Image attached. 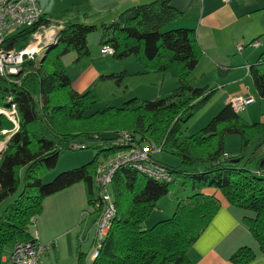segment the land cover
<instances>
[{"label": "trees", "instance_id": "16d2710c", "mask_svg": "<svg viewBox=\"0 0 264 264\" xmlns=\"http://www.w3.org/2000/svg\"><path fill=\"white\" fill-rule=\"evenodd\" d=\"M171 3L154 0L121 11L112 23L100 27L99 41L113 50L111 56L117 60L133 57L144 73H169L176 87L166 97L152 101L132 98L121 107L107 106L85 116L97 102V94L93 88L76 92L61 58L70 53L75 61L88 57L87 38L97 27L71 20L63 21L54 45L46 47L41 58L24 60L16 75H0V110L9 111L13 105L16 122L14 125L0 114V141L8 137L0 152V204L18 193L0 214V264L8 246L11 249L32 238L29 229L41 215L47 197L82 183L92 205L99 155L105 159L130 143L144 142L178 157L175 167L156 161L166 167L172 181L156 182L126 168L116 171L110 188L115 216L109 230L97 256L86 262V255L77 251L76 264H192L189 251L221 199L252 213L244 222L264 256V124L244 121L226 104L201 130L184 135L186 121L210 101L215 89L190 86L189 77L203 52L194 29L176 27L181 13ZM51 25L57 26L58 20L42 15L35 26L11 35L4 49L22 50L34 32ZM249 73L258 98H264V53ZM127 75L122 71L99 80L118 84ZM123 132L129 135L127 143L121 140ZM231 135L240 138L237 155L226 153L223 147L224 138ZM90 143L101 148L90 162L42 183L63 149H75L73 145L79 144L85 148L78 150H83ZM262 149V154L251 158ZM253 160L257 173L247 167ZM174 185L192 193L179 200L170 218L143 228L156 202ZM208 189L218 192L221 199L207 193ZM256 255L253 249L241 247L229 261L248 264Z\"/></svg>", "mask_w": 264, "mask_h": 264}, {"label": "crops", "instance_id": "0c3cea01", "mask_svg": "<svg viewBox=\"0 0 264 264\" xmlns=\"http://www.w3.org/2000/svg\"><path fill=\"white\" fill-rule=\"evenodd\" d=\"M152 1L154 0H70L67 2L58 0L57 6L39 5L43 17L58 20V25L55 26L58 30L63 21L71 20L95 25L97 27L96 32L100 34V27L112 23L121 11L134 5ZM171 4L181 13L180 19L176 22V27L194 29L198 45L203 52L189 77L194 80L193 84H197V87H211L213 85V88H223L220 96L223 106L227 104L228 97H252L254 102L248 105H252L251 109L243 111L242 113L245 114L240 117L248 123L259 122L264 124V98L255 99L254 96L257 93L249 73V68L256 65L260 55L264 53V0H172ZM253 40L259 42L257 48L246 47L237 51L236 45L238 43L248 44ZM69 55L72 57L70 62L72 68L69 69L71 65L69 67L66 65V67L63 66V69L76 92L83 93L90 88L96 90L97 86L100 85L98 83L101 85L105 83L106 86L110 87V90L114 89L113 84H107L112 83L111 80H98L100 76L116 74L117 69L115 67L120 66L110 64L108 67L106 64L101 69H97L92 63L91 57L88 56L75 61L74 54L70 53ZM86 59L91 63L80 64ZM127 61V65L121 66L124 68L122 71L128 74L127 77L132 74L148 75L144 73L143 68L136 71L130 70V66L135 67V65L131 60ZM76 67H78L77 71L74 69ZM119 70L121 71V69ZM146 77L142 79H148V82L154 85L159 83L160 88L171 84L169 93L176 87V80L173 77L168 81H166L164 74H162V78L159 75ZM152 96H154L151 97L153 99L149 101L161 98V91L158 92L157 97L155 94ZM227 137L224 138L223 147L225 152L230 154L231 151L226 148ZM153 158L155 159L154 155ZM206 192L213 193L221 199L220 194L213 189H208ZM50 197H54V195ZM60 206L54 201L44 204L41 215L35 218V224L29 231L32 235L36 234L41 243H54L46 254L48 255L52 249L55 264H76L75 251H70L66 259L58 256V253L63 239H66L68 246L73 244L72 237L77 236L78 225L82 218L78 221V209L69 215L65 214ZM251 216V212L232 207L221 199L219 209L189 251L192 264H232L229 261L230 256L241 247H249L257 253L256 257L248 264H264V256L258 252V245L244 222L246 217ZM94 221L95 219L93 222L91 221V217L85 218L84 233L86 235L82 246L85 245L87 248L86 253L83 254L88 260L95 237ZM4 260L5 257L2 258V262Z\"/></svg>", "mask_w": 264, "mask_h": 264}, {"label": "rangeland", "instance_id": "374dc122", "mask_svg": "<svg viewBox=\"0 0 264 264\" xmlns=\"http://www.w3.org/2000/svg\"><path fill=\"white\" fill-rule=\"evenodd\" d=\"M64 1L67 2L70 0H64ZM37 3L38 5L39 4H42V5L50 4L51 5L50 7H52L54 5L55 6L58 5V0H37ZM99 39H100V34L97 33L96 31L90 33L87 38L88 48L90 52L89 57H91L92 59L91 61L95 65V68L101 69L106 64L108 65V67L110 64H113V65L115 64V65L120 66V67H115V69H117L116 72L119 74L120 72H122V69H124L121 66L128 64L127 60H131V62H133V64L135 65V67L130 66V70L136 71L137 69L143 68L137 61H135V59H133V57H131L130 59L117 60L113 58L112 56H103L102 54H100V51H99L100 50ZM44 54L45 52H43L40 56H38L37 59L41 58ZM61 61H62L61 63L63 66L66 67V65H68L69 67L71 65L69 69L72 68V64L70 63L72 61V57L69 54L64 55L61 58ZM88 63H91V62L88 59H86V61L83 60L80 64H88ZM77 68L78 67L74 69L77 71ZM119 69H121V71ZM70 75L72 76V74ZM157 75H159V77L162 78V74L160 75L157 73H149L148 75H144V76L136 75V74H132L129 77L126 76L118 84L114 80H111L112 83H107V84H113L114 86L113 90H110V87L106 86L105 83H103V85H101V83H98V85L99 84L100 85L97 86L96 90L94 88L97 94V102L94 105L90 106L85 111L84 113L85 116L91 115L95 112H100L109 105H112L114 107H121L124 101L132 99L133 97H136L139 100L149 101L150 99H153L151 98V97H154L152 95L155 94L156 95L155 97H157L159 91H161V98L165 97L166 95H169L171 93V92L169 93L171 89L170 88L171 84L164 85L162 88H160L159 83L154 85V84H150L148 82V79H142V78H147L146 76H157ZM164 75H166V81L172 78V76L169 73H166ZM189 79H190V86L197 87L196 86L197 84H193L194 80L192 79V77ZM98 81H101V80H98ZM211 88H213V85L211 86ZM213 89H215V92L212 98L210 99V101L206 105H204V107H202L200 110H198L192 117H190L184 124V127H183L184 135H192L198 132L199 130H201L223 107V104H221L222 99H220L223 88L214 87ZM254 97L255 99L258 98L257 95H255ZM161 98H158V99H161ZM251 107L252 105L246 107L244 110L240 111L238 115L239 116L244 115L245 113H242V112L245 110L249 111ZM6 111L8 112V110ZM2 133L4 134L6 133V131L5 132L3 131ZM81 140L82 138L76 139V141L78 142H81ZM226 140H227L226 148L231 151L230 154L237 155L240 150V138L236 135H231V136H228ZM149 143L154 145V148L159 149L157 153L153 154L155 159L158 162L164 165L172 166V167L179 165L178 157L171 155L167 152H163V151L160 152L159 146L151 142ZM4 147H5V142L0 141V151H2ZM100 149L101 148L96 147V143H90L88 145V148L83 149V150L63 149L57 158L55 167L49 172H47L42 177V183H49L59 173L76 169L90 162L99 153ZM262 153H263V149L257 154L251 156V158H256L258 155ZM99 159L100 160L103 159L101 155H99ZM244 162L245 161H243V163ZM255 163H256L255 160L250 161L247 166L249 171L252 173H257L256 171H254ZM262 177L264 178V175H262ZM22 185H23V180H21L20 187H22ZM110 188H111V185L109 187V191L111 192ZM94 190H95V186H94ZM191 193H192L191 191L182 189L178 185L172 186L170 191L166 195L162 196L156 202L155 209L151 212L149 217L143 223V228H149L160 220L170 218L173 215L179 200H181L182 198H185L187 195ZM17 194L8 198L6 201L0 204V214L6 209V207H8L14 201ZM56 194H54V197H49V199H45L43 206L44 204H47V202H52V201L57 202L58 204L61 205L60 208L63 210V212L69 215H71L78 209V215H77L78 221L79 219L81 220V218H83V220L84 218H86V215L84 213L86 212L92 213L94 210L93 206L87 202L84 185L82 183H77L73 185L72 187L66 189L65 192L62 191V193L58 195ZM89 217H91V221L93 222V219H95L94 214L93 213L90 214L88 218ZM34 224L35 223L33 222V225ZM85 225H86L85 220L83 222H80V224L78 225V231L76 234L78 237L77 236L72 237L73 244L70 245L71 250H70V246H68L65 241L66 239L62 240L61 247L59 248L58 256L60 257L62 256L63 259H66V257L72 250L75 251L74 252L75 257H76L77 251L86 253V250H87L86 246L85 245L82 246L83 239L86 235V233H84ZM31 227H30V230L32 229ZM57 230L60 231L62 229H57ZM48 243H51V242H48ZM44 244H47V243H44ZM9 250H10V247L8 246L6 254L4 255L5 260L1 264H10L7 259V252ZM85 261L87 262L88 258H85ZM41 263L42 264H55L54 253L52 252V249L48 255L44 254L42 256Z\"/></svg>", "mask_w": 264, "mask_h": 264}, {"label": "built area", "instance_id": "2783aa9c", "mask_svg": "<svg viewBox=\"0 0 264 264\" xmlns=\"http://www.w3.org/2000/svg\"><path fill=\"white\" fill-rule=\"evenodd\" d=\"M226 1V0H224ZM43 15L41 7L37 0H0V75H16L24 60H36L44 49L56 41L58 28L55 26L42 27L31 35L29 43L19 51L6 50L4 44L8 38L16 31L35 26ZM259 42L253 40L248 44L238 43L237 51L246 47L257 48ZM100 53L104 56H111L113 50L103 45L100 47ZM252 97H228L227 104L235 112L242 111L246 106L253 103ZM12 123L16 124L14 106L10 110L1 111ZM5 132V131H4ZM122 142L127 143L129 135L122 133ZM131 146L118 151L108 158L101 159L95 169L93 177V187L95 186L92 206L95 216L94 227L95 237L92 245L89 261L97 256V249L105 238L111 222L115 216V205L111 198L109 187L116 171L120 168L137 171L149 179L156 182H171L172 176L168 173L165 166L156 162L153 154L159 149L154 145L144 142L141 144L130 143ZM75 149L85 148L84 145L75 144ZM84 213L86 217L90 214ZM82 217V216H81ZM85 220V218H84ZM83 218L80 222L84 221ZM54 243H41L37 235L33 234L28 241L17 242L12 245L7 254L10 264H41L44 254L53 246Z\"/></svg>", "mask_w": 264, "mask_h": 264}, {"label": "water", "instance_id": "95a60500", "mask_svg": "<svg viewBox=\"0 0 264 264\" xmlns=\"http://www.w3.org/2000/svg\"><path fill=\"white\" fill-rule=\"evenodd\" d=\"M1 113H2V112L0 111V114H1ZM234 162H238V159H235Z\"/></svg>", "mask_w": 264, "mask_h": 264}, {"label": "bare ground", "instance_id": "6f19581e", "mask_svg": "<svg viewBox=\"0 0 264 264\" xmlns=\"http://www.w3.org/2000/svg\"><path fill=\"white\" fill-rule=\"evenodd\" d=\"M54 45V44H53Z\"/></svg>", "mask_w": 264, "mask_h": 264}]
</instances>
